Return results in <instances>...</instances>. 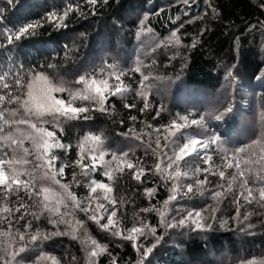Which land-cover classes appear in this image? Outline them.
I'll use <instances>...</instances> for the list:
<instances>
[{
    "label": "trees",
    "instance_id": "trees-1",
    "mask_svg": "<svg viewBox=\"0 0 264 264\" xmlns=\"http://www.w3.org/2000/svg\"><path fill=\"white\" fill-rule=\"evenodd\" d=\"M69 9L64 26L57 27L55 20L48 22L49 13L63 14ZM37 21L43 22V26L11 44L7 42L9 33ZM173 32L179 38L178 43L172 37ZM145 34L156 40L153 46L147 47ZM135 47H145L146 55L141 60L132 51ZM112 64L124 71L122 80L127 90L109 96L107 112L93 110L89 102L76 100L77 106L86 104L90 111L81 114L80 119L53 120L45 116L43 119L49 122L43 126L55 131L57 139L66 146L52 150L57 157V168L69 165L63 176L56 179L69 185L81 207L89 204L92 180L109 182L103 165L88 175L76 166L81 155L90 163L87 157L93 154V145L85 144L81 153V143L86 137H102L97 153L103 151L105 161H111L113 154L126 152V159L135 167H125L123 172L116 173L113 192L109 194L117 201L114 206L103 199L102 190L97 189L93 194L100 197L91 205L98 216L104 217L99 224L89 219L92 212L73 208L72 201L66 199L69 207L61 211L69 215L64 219L73 224L83 222L78 238L73 239L71 234L53 235L28 244L22 264H37L41 254L54 257L58 264H90L83 242L89 237L107 249L92 258L95 264H113V261L115 264H243L254 258L264 259V202H258V191L252 203L243 199L241 193L247 195V192L241 187L240 177L236 175L232 181L237 170L227 168L225 162V157H230L236 149L254 140L264 142V0H96L95 4L89 0H0V75L7 73L9 84H14L18 77L30 79L35 73H44L54 82H63L76 90L82 87L75 83L79 77L107 75L106 66ZM137 67L140 72L132 71ZM145 75L149 77L147 80H143ZM6 92L19 94L15 87L5 90L0 86V94ZM56 95L69 99L67 92ZM18 108L17 104L5 103L0 111H4L5 119L13 120L22 114L21 110L17 117L11 115V110ZM228 108L231 111H226ZM85 115L88 119L83 118ZM182 116L189 123L166 141L165 129L174 120L184 124L179 119ZM192 120L200 123L191 124ZM16 127L0 120L3 129L0 159L22 153L18 149L14 152L10 142L2 139L9 133L18 136ZM19 127L30 131L26 126ZM212 137L217 138L216 143H208ZM189 139L205 144L198 146V154L193 153L181 162V171L187 175L170 180L157 172L156 164L163 161L161 167L165 166L174 143L182 145ZM24 147L33 152L27 157L31 163L25 166L31 171L38 163L35 150L30 141H25ZM207 156L212 159L205 163ZM249 167L258 169L259 165H242L243 169ZM141 169L143 174L139 179L134 178ZM220 170L225 171V179L220 178ZM44 171L40 168L34 172L35 190L43 185L62 192L50 175H43ZM245 177L253 189L264 187V181L257 179L254 171H245ZM205 178L207 183L196 184ZM229 181L232 188L226 191ZM189 184L194 186L192 193L187 192ZM148 190L154 191L148 195ZM217 192L221 193L219 197L214 196ZM173 194L176 198L165 209V201ZM3 199L0 190V202ZM21 203L24 207L16 212ZM97 203L104 208L97 209ZM8 206L13 213L7 219L4 218L7 214L0 215V232L10 230L11 235L0 237V246L7 243L19 246L17 232L29 223L32 225L29 232H71L66 223H50L47 212L39 219L34 218L32 213H40V208L35 198L29 199L23 190L10 196ZM113 210L117 213L113 217L117 227L105 230L100 225L107 223ZM157 210H163L164 216ZM189 212H200L201 216L193 215L181 226L178 221ZM144 225H147L144 234L137 235L135 240L114 234L119 230L127 236L128 229ZM147 248L152 251L145 253ZM39 264L52 262L41 260Z\"/></svg>",
    "mask_w": 264,
    "mask_h": 264
},
{
    "label": "snow or ice",
    "instance_id": "snow-or-ice-1",
    "mask_svg": "<svg viewBox=\"0 0 264 264\" xmlns=\"http://www.w3.org/2000/svg\"><path fill=\"white\" fill-rule=\"evenodd\" d=\"M11 2V0H10ZM91 4H95L96 0H89ZM107 2V0H105ZM68 11L66 10L63 14L57 13H49L47 16L48 22L56 21V26L61 27L63 25V21L66 19L68 15ZM143 24V21L141 22ZM42 27L43 22L37 21L35 23H29L22 27H20L14 33H9L7 35V42L9 44L13 43V40H19L22 36L28 34L30 31H34L36 27ZM150 31V30H149ZM172 37L176 39V42H179V38L176 36V33H172ZM51 67V65H50ZM108 71L107 75H102L97 77V75L89 76H81L79 77L75 83L82 85L81 88L73 90L69 86L65 85L63 82H54L44 73H35L31 75V78L18 77L14 79V84H9L6 77L7 73L4 75H0V86L2 89H10L15 87L19 90V94L13 95L11 92H6L5 94H0V106L7 104H17L19 105L18 109L11 110V115L13 117H17L18 113L21 112L20 118H15L13 120H7L4 116V111H0V120H5V123L10 127L12 125H16L15 132L18 133V136H14L11 133L4 136L2 139L4 141H9L10 146L15 152L17 149L22 152V155H14L9 159H0V190H2L4 194L3 202H0V215L7 214L4 216L7 219L8 216H11L13 213V209L8 206V200L11 195H17L21 190L25 191L28 195L29 199L36 200V206L40 208V213H32L34 218L39 219L40 215L43 212L49 213V222L53 225L57 223H66L69 225L71 232H55V233H41L39 230H34L29 232V229L32 225L26 224L24 226L23 231H18V239L20 241L19 246H15L13 243H7L3 246H0V264H22V254L28 250V244H34L40 239H49L53 235H68L71 234L73 239L78 238L77 232L80 228L83 227L82 221H76L75 224L72 223L71 220H65L64 217L69 215L67 211L62 212L61 208L67 209L69 205L66 203V199H70L72 201V207L78 208L80 211L85 213L92 212V215L89 216V219L95 221L96 223H100L104 217L102 215H97L96 212L92 210V202L94 200H99L100 197L93 196L94 193L97 192V189H100L105 194L103 199L107 200L109 204L113 206L116 204V199L114 196H111L114 188V184L116 182V173H121L124 171L125 167L127 169H133L135 165L127 160L128 153L122 154H113L111 161H105L103 151H99L97 153V149L103 143L101 136H88L81 143V153L84 152V145L91 143L93 145L91 152L93 153L87 159L90 163L85 162V157L81 155L80 159H78L75 164L77 167L81 168V172L84 175H88L89 172H94L96 168L100 165H103L106 168L104 175L108 179V183L98 182L96 180H92L89 184V204L86 207H81V202L77 199L75 194L69 191V185L65 183H61L59 179H56L57 176H63L65 167L69 165H61L57 168L55 161L57 157L53 154L52 150L54 148H62L66 147L62 145L60 141L56 137L55 131H50L46 129L43 125L48 123L49 121L44 120L43 117L50 116L53 120H58L59 118L65 119H80L81 114H85L90 111V108L86 104H81L77 106L75 104L76 100L87 101L89 104L93 106V110L107 112V108L105 107L109 96H116L118 94H123L125 92L126 86L123 83L122 77L125 75L124 71L121 70L116 64L106 66ZM105 70L102 69L103 73ZM132 71L140 72V68L137 67L132 69ZM231 75V74H230ZM148 76H143V80H147ZM116 81L115 84L111 83V81ZM68 93L69 99L65 100L61 97H58L57 93ZM126 107H135V105H125ZM147 107V104H145ZM226 111H231V108H228ZM159 114V113H157ZM84 119H88V116H83ZM132 120H135L136 117H131ZM180 120L185 121L184 124L179 123L178 121H172L165 131L168 135L165 137L167 141L169 137L176 136V133L180 132L182 128L187 126L189 123L188 118L186 116H182L179 118ZM220 119V117H217ZM191 124H198L200 121L192 120ZM19 126H26L30 131H25L23 128ZM56 125H53L55 128ZM3 129L0 128V132ZM130 132L133 130L130 129ZM158 131V130H157ZM139 139V135L136 136ZM217 138L212 137L208 143H216ZM30 141L33 145V149L35 150V159L38 161L33 166V169L29 171L25 166L30 164L31 161L27 159L28 156H31L33 152L28 148L24 147V142ZM157 148H160L159 138L156 141ZM205 144L204 141L198 139H189L186 142L181 144L174 143V147L172 149V154L168 156V160L165 166L162 168L161 163H157L155 168L157 172L163 173L170 180L179 179L182 175H187L181 171L180 164L182 161L193 153L198 154V146ZM167 147V144L164 145ZM257 146L259 155H257ZM221 151H225L221 148ZM167 155V154H165ZM205 159V163L211 161L212 157L207 156ZM226 167L227 168H235L237 173L233 175L232 181L236 179V175H238L241 179V187L247 192V195L241 193V196L247 203H252L257 199L256 192L258 191V202H264V187H260L259 189H253L249 180L245 177V171L255 172L256 178L264 181V142L260 140H254L251 144L236 149L230 157H225ZM113 164L115 165L113 167ZM242 165H259L258 169H253L251 167L247 169H243ZM19 166V167H18ZM44 168L45 171L43 175L52 179L53 183L58 184L62 192H58L53 190L47 186H39V190L36 191L35 180L37 177L34 175L36 169ZM171 170V171H169ZM197 171L207 172L209 169H197ZM143 174V170L141 169L134 178L139 179V176ZM216 174V173H212ZM219 176L221 179H225V171L220 170ZM28 177V179H22V177ZM73 179L75 180V173L73 174ZM232 181H229L228 187L226 191H231ZM207 183V179L197 180V185H204ZM154 190H148V195L152 194ZM176 185L173 184L172 192L175 193ZM194 191V186L189 184L187 185V192L192 193ZM221 193H214V196L219 197ZM176 196L173 194L169 197L168 201H165V209L169 201L174 200ZM24 204L21 203L19 207L15 209L16 212L20 211V208H23ZM97 209L104 208L103 204L97 203ZM141 211H149V209H142ZM161 217L164 216L163 210H157ZM239 211V209L237 210ZM117 215L116 211H111L107 217V223L101 224L100 226L105 230H110L113 227H117L116 221L113 220V217ZM195 215V217H200V212H189L187 216L178 221V223L183 226L186 220L191 219ZM53 216L59 217V220L52 219ZM22 218V217H21ZM247 219V217H245ZM147 225L142 227H132L128 229V235L124 236L123 233L117 230L114 234L120 236L123 239L135 240L137 235L144 234V228ZM203 227V226H202ZM154 233V229H151ZM11 235L9 231L0 232V237H8ZM27 239V243H25ZM88 249V256L90 259V264H95V261L92 258L97 257L98 255L107 251L106 247L100 245L95 240H92L90 237L86 238L83 241ZM152 251L151 248H147L145 253H150ZM21 257V259H18ZM41 260H51L52 264H58L54 257H48L44 254H41L40 257L37 258V264ZM115 264V261H113ZM243 264H264V259H252L243 262Z\"/></svg>",
    "mask_w": 264,
    "mask_h": 264
},
{
    "label": "rangeland",
    "instance_id": "rangeland-1",
    "mask_svg": "<svg viewBox=\"0 0 264 264\" xmlns=\"http://www.w3.org/2000/svg\"><path fill=\"white\" fill-rule=\"evenodd\" d=\"M145 36V38H144V40H145V44L147 45V47H151V46H153L155 43H156V40L154 39V38H152V36H150V35H148V34H145L144 35ZM146 47V46H145ZM145 47H135L132 51H134V53H135V56H136V58H138L139 60H141V58L144 56V55H146V52H145ZM137 51V52H136ZM157 84L159 85V86H161L160 85V83L159 82H157ZM159 91H160V89H159ZM216 100H217V98H215ZM19 152V151H18ZM22 154V153H21ZM20 154V155H21ZM18 156V155H17Z\"/></svg>",
    "mask_w": 264,
    "mask_h": 264
}]
</instances>
